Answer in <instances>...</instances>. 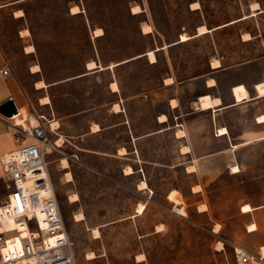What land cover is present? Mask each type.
<instances>
[{
	"label": "rangeland",
	"instance_id": "rangeland-1",
	"mask_svg": "<svg viewBox=\"0 0 264 264\" xmlns=\"http://www.w3.org/2000/svg\"><path fill=\"white\" fill-rule=\"evenodd\" d=\"M4 2L11 0H0ZM74 6L77 14L71 13ZM19 7L25 16L15 20L10 14ZM135 7L140 12L134 14ZM146 25L151 32H143ZM201 27L205 29L200 31ZM23 28L29 30L28 42L36 51L33 60L20 54L18 30ZM97 28L104 35L94 36ZM183 34L190 38L182 41ZM0 37L12 51L15 75L27 90V100L60 125L50 140L54 145L62 139L61 146L47 160L77 264H136L135 253L145 254L144 264H238L235 246L260 255L259 239L243 232L248 215L239 207L253 205L249 199L264 201V143L240 153L242 159L235 165L240 163L243 172L234 175L223 173L220 166L212 170L216 174L200 178L185 174L182 167L149 166L152 199L164 207L152 203L143 215L113 223L119 216H129L144 196L135 191L142 172L122 174L127 165L141 169L136 157L117 156L129 142L128 129L110 126L129 118L135 132L142 133L145 122L153 121L164 107L168 93L163 80L172 77L187 83L207 73L211 63L214 68V60L229 68L232 81L264 79V0H26L0 15ZM149 51H155L154 63L148 56L127 61ZM91 61L105 69L78 77ZM30 69L40 71L31 75ZM111 80L120 89L123 112L118 117L109 112L115 101ZM38 81L46 86L39 94L34 91ZM145 93L153 98L144 99ZM247 95L244 86L236 89L238 100ZM94 123L107 128L94 133L90 129ZM143 147L156 156L171 144L167 139L151 140ZM0 169L1 188V163ZM201 181L204 192L193 194L190 187ZM171 189L179 190L176 198L184 202L186 215H179L177 204L176 212L172 191L170 200L166 198ZM73 194L79 198L71 199ZM199 200L209 204V212L200 216ZM77 214L84 218L77 220ZM160 223L157 230L163 231L150 234ZM217 226L219 233L213 232Z\"/></svg>",
	"mask_w": 264,
	"mask_h": 264
},
{
	"label": "crops",
	"instance_id": "crops-1",
	"mask_svg": "<svg viewBox=\"0 0 264 264\" xmlns=\"http://www.w3.org/2000/svg\"><path fill=\"white\" fill-rule=\"evenodd\" d=\"M23 1L26 0H11V2L0 3V15L5 13L9 6ZM17 12H21V14L17 15ZM10 15L13 19L18 20L25 16V10L22 7L14 8ZM26 30L28 33L23 35ZM29 34V30L26 28L18 30V38L20 39L19 43L21 44L20 54L29 60H33L36 51L33 45H30L28 42ZM94 36L96 35L94 34ZM28 47H32L33 50L29 51L27 49ZM143 56H147V53L140 54L127 61L141 58ZM11 57H13L12 51L8 44H6V42L0 37V105L9 99H12L19 111L18 114L11 118H7L0 114V155L18 149L31 141L29 137L26 136L27 139L25 138V133L22 131L23 127L16 123V119L21 115V109L23 107L26 108L28 113H30V109H32V114L30 113L32 118L35 112L40 114L39 111L34 108L33 104L27 100V90L15 75V69ZM88 63L89 62L86 63L87 71L81 73L78 77L86 76L90 72L105 69L104 66L98 65L96 62L95 68L89 69L87 66ZM118 64L119 63L114 64L113 67ZM109 67L111 68V66ZM6 68L10 69V75H4L1 72V70ZM210 68L211 69L204 75L192 78L187 83L176 82L172 77L165 78L163 80V89L166 90L168 96L165 98L164 107L160 112L154 115L153 121L145 122L147 125H145V130L142 133L137 134L135 132V123L129 118L122 122H115L110 126L111 128H116L122 125L128 129L129 142L127 146L123 145L117 150V156L129 158L126 156L132 154L136 157L134 160L141 169L138 170V168H135L132 165H127L123 168L122 174L125 177H130L136 174L140 175L139 172H142V177L139 178L138 182L135 184V191L144 196V202H136L133 206V212L129 216H119L112 221L113 223H120L143 215L148 208V205L152 203L158 207H164L162 203H157L152 199L154 189L148 178L149 166H159L160 169L171 166L182 167L185 174L197 176L199 178L210 176L214 173L216 174V172H213L212 170L216 169L217 166H220L223 173L234 175V173H232V167L235 166L238 159H242L240 153L243 151L250 152L256 145L264 143V123L259 120V117L264 115V96H260L257 90L258 83L263 82L264 79L242 77L237 81H232V79L229 78V68H223V66L213 68L212 63ZM243 68L244 65L241 66L240 69ZM39 71H33V69H30L31 75H36ZM169 78L173 79L172 83H167L166 80ZM211 81L214 82L210 83ZM37 83L34 91L39 94L44 87L38 88ZM113 83H116L118 86L116 80H111L109 82L110 92L115 97V101L111 103L109 112L113 116L118 117L123 112L119 100L120 89L118 87V90H114L112 87ZM185 86H194L195 89L185 91ZM240 86L246 88L248 95L247 97L238 100L236 89ZM206 96H209L211 101L214 102L208 108L204 109L201 104V99ZM143 98L147 100L153 97L151 94L145 93ZM39 99L41 101L44 98ZM215 101L218 102L215 103ZM48 103L49 100L47 103L41 104L45 105ZM116 105L120 106L119 110L115 109ZM163 116L165 119H161ZM95 125L98 126V130L93 131V126ZM93 126H90V129L94 133H99L107 128L100 123H94ZM59 127L60 125L56 130H58ZM224 129L226 130L225 133L222 131ZM52 132L53 131H51L50 134ZM180 132H182V134L178 135ZM163 139H167L169 144H171V148L167 147L166 153H163V150L160 149V154L155 156L148 153V150L143 147V145L151 140L156 141ZM183 148H188V151H183ZM121 149H125L126 153L120 154L119 152ZM254 158L256 157L254 156ZM164 159L167 160L166 164L161 162ZM170 161L172 162L170 163ZM238 165L240 166V163ZM190 166L194 167V171H188V167ZM127 167L132 168V173H125ZM242 172L243 171L241 170L240 173ZM143 180L146 181L147 188L139 189L138 185ZM195 187H199V189L197 190ZM173 190H176L179 193V190L171 189L166 195L167 199H169V194ZM190 190L193 194L199 195L201 192H204V183L202 181L195 183L190 187ZM249 200L253 203V205L250 204L253 207L251 212L244 213L242 212V207H239V212L248 215L247 220L243 225V232L248 236L256 239L258 238L261 247H263L264 219L262 218V215L264 214V201H255L254 199ZM140 203L145 205V210L142 214L137 213V207ZM173 204L178 213L176 203L173 202ZM182 204L184 205L183 201ZM202 205H206L207 209L200 210V206ZM207 212H209V204L199 200L196 205L197 215L200 216ZM211 220L213 221L212 218ZM251 224L257 225L255 231L249 229ZM160 225L162 226L163 224H156L154 230L150 234L156 235L161 233L163 229L160 231L157 230ZM213 232H215L214 229ZM215 233H219V231ZM141 255L143 254H134V261L136 264H144L147 260L144 256L145 254L142 259H139L138 257Z\"/></svg>",
	"mask_w": 264,
	"mask_h": 264
},
{
	"label": "built area",
	"instance_id": "built-area-1",
	"mask_svg": "<svg viewBox=\"0 0 264 264\" xmlns=\"http://www.w3.org/2000/svg\"><path fill=\"white\" fill-rule=\"evenodd\" d=\"M33 118L35 125L22 128L31 141L0 155V264H77L47 160L51 122L36 112ZM235 254L238 264L264 263L242 247Z\"/></svg>",
	"mask_w": 264,
	"mask_h": 264
},
{
	"label": "bare ground",
	"instance_id": "bare-ground-1",
	"mask_svg": "<svg viewBox=\"0 0 264 264\" xmlns=\"http://www.w3.org/2000/svg\"><path fill=\"white\" fill-rule=\"evenodd\" d=\"M71 12L72 13H78L79 12V9H78V7L77 6H74V7H72V9H71ZM138 12H140V10H139V7H135V8H133V13H138ZM17 15H20L21 14V12H17L16 13ZM205 28H202L201 27V30L200 31H202V30H204ZM151 26H149V25H146V26H144V29H143V32L144 33H149V32H151ZM204 32V31H203ZM205 32H207L206 30H205ZM24 33H28V31L26 30ZM200 33V32H199ZM94 34L96 35V36H101V35H103L104 34V32H103V29L102 28H97L95 31H94ZM190 38V36H187L186 34H183L182 36H181V39H182V41H186V40H188ZM29 51H32V49H31V47L30 48H27ZM147 56H148V58H149V60L153 63V62H155L156 61V55H155V51H149L148 53H147ZM221 64H220V61L219 60H214V66L215 67H219ZM95 63H93V62H91V63H89L88 64V68L89 69H93V68H95ZM214 67V68H215ZM34 71H38V69H35ZM167 81V83H172L173 82V80H172V78H169V79H167L166 80ZM212 82H214V81H211L210 83H212ZM38 86V88H42L43 86H45V84L43 83V82H40V83H38L37 84ZM112 87H113V89L114 90H118V86L116 85V83H113L112 84ZM257 90H258V93H259V95L260 96H264V81L263 82H261V83H259L258 85H257ZM202 107L205 109V108H208L210 105H212V103L214 102V101H211V99H210V97L209 96H206V97H202ZM216 102H218V101H215V103ZM118 106V105H117ZM116 108H118V107H116ZM32 118V117H31ZM33 120L31 121H29V115H28V111H27V109L26 108H22L21 109V115H20V117H18L17 119H16V123L18 124V125H20L21 127H23V128H25V129H28V128H31V126H33V125H35V120H34V118H32ZM161 119H165V117L163 116ZM259 120H260V122H263L264 123V115H262V116H260L259 117ZM51 128H52V130L51 131H53V130H56L57 128H58V124H57V122H54V123H52V126H50ZM94 128V127H93ZM95 130V129H94ZM224 133L226 132V130L224 129V130H222ZM180 134H182V132H180L178 135H180ZM182 136V135H181ZM61 143H62V139H59L58 141H56V144H54V147H56V148H58L57 147V145L60 147L61 146ZM53 147V144H51L50 143V146H48L47 148H48V152L49 153H52V151H51V148ZM183 151H188V148H183ZM120 153L121 154H125L126 152H125V150H121L120 151ZM62 163H63V165H64V168H67L68 167V165H69V163H68V160L67 159H64L63 161H62ZM126 174L127 173H132V168H130V167H128L127 169H126ZM188 171H194V167L193 166H190V167H188ZM241 172V168H240V166L239 165H235V166H233L232 167V173H234V174H237V173H240ZM67 178H69V179H71L72 178V174L70 173V172H68L67 173ZM138 188L139 189H146L147 188V183H146V181H141L140 183H139V185H138ZM195 189H199V187H195ZM194 189V190H195ZM177 194H178V192L176 191V190H174V191H172V193L170 194V198H171V200H173L177 205H179V213L181 214V215H185L186 214V212H185V210L183 209V206H182V204H181V202H179V200H178V198H176L177 197ZM79 198V196L77 195V194H73V195H71V199H75V200H77ZM207 209V206L206 205H202V206H200V210H206ZM145 210V206L143 205V204H141L139 207H138V212L139 213H142L143 211ZM253 210V207L250 205V204H245V205H243L242 206V212H244V213H248V212H251ZM84 218V215L83 214H77L76 215V219L77 220H82ZM256 228H257V225L256 224H251L250 226H249V229L251 230V231H255L256 230ZM219 229H220V226H217L216 227V229L214 230L215 232H218L219 231ZM13 247V249H15V248H19L20 247V242L17 240L16 241V243L12 246ZM260 256L262 257V259H264V246L263 247H261L260 248Z\"/></svg>",
	"mask_w": 264,
	"mask_h": 264
},
{
	"label": "water",
	"instance_id": "water-1",
	"mask_svg": "<svg viewBox=\"0 0 264 264\" xmlns=\"http://www.w3.org/2000/svg\"><path fill=\"white\" fill-rule=\"evenodd\" d=\"M18 113L19 111L12 99L7 100L0 105V114L7 118H11Z\"/></svg>",
	"mask_w": 264,
	"mask_h": 264
}]
</instances>
